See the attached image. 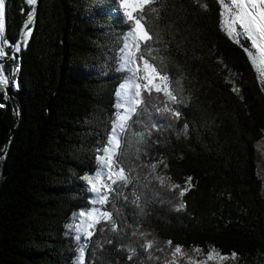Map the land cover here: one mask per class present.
<instances>
[{"label":"trees","instance_id":"1","mask_svg":"<svg viewBox=\"0 0 264 264\" xmlns=\"http://www.w3.org/2000/svg\"><path fill=\"white\" fill-rule=\"evenodd\" d=\"M5 5L13 45L26 12L34 7L36 15L19 60L7 62L8 72L19 65L16 86L0 90V264H75L84 240L69 225L91 206L82 178L96 171L123 81L114 59L122 43L115 0ZM155 7L158 15L148 13L160 40L154 54L180 82L185 104L178 119L165 114L152 129L139 159L135 146L126 149L139 183L116 206L123 205L121 231L97 225L84 264H173L177 245L195 253L197 264L213 247L238 253L227 264H264V90L244 48L222 29L218 0H159ZM189 177L180 208L179 188H171L187 186ZM148 240L155 241L150 250ZM175 264L189 263L177 256Z\"/></svg>","mask_w":264,"mask_h":264},{"label":"snow or ice","instance_id":"2","mask_svg":"<svg viewBox=\"0 0 264 264\" xmlns=\"http://www.w3.org/2000/svg\"><path fill=\"white\" fill-rule=\"evenodd\" d=\"M26 3L35 6L37 0H26ZM157 3L159 0H115L116 7L112 9L113 15L119 17L118 23L122 27V43L114 59L116 71L123 74V81L119 83L115 93L116 112L108 140L97 146L96 171L82 178L86 183V190L91 194L89 204L92 207L81 209L75 214L79 222L69 225L76 232V240H84L79 247L75 264H84L85 250L97 231V225L104 223L105 226L99 229L101 232H106L109 228L113 233L121 231L117 218L121 215L120 209L123 205L116 206L120 197H123L125 202L129 200L125 189L129 185L139 183V175H132L135 168L126 167V149L135 146L136 158L139 159V153L147 144L152 129L162 127V122L168 119L165 114L178 119L181 115L179 108L185 104L184 97L180 95V82L173 81L165 70V58L154 54L157 51L154 46L160 43V40L158 33L149 25L148 13L159 14L158 8L155 7ZM218 4L221 6L222 28L226 30L229 38L244 48L257 73V79L264 88V0H218ZM5 7V0H0V90L7 92L9 87L14 86V76L19 71V65L16 64L13 70L8 72L7 62L19 60L22 45L26 46L28 38L32 35L29 25L34 22L36 13L34 7L26 12V19L22 24V39L13 45L5 36ZM170 123L169 120L168 124ZM147 167H150L152 177L159 180L163 186L165 178L155 176L157 164L152 163ZM147 179L148 177H145V180ZM190 181L189 177L185 187L172 185L171 190L179 188L180 208L184 207L182 198L189 190ZM143 187L147 188L148 185L144 184ZM132 195L135 196L132 202L139 206L141 195L137 194L136 190H133ZM109 204H112L114 210L106 207ZM135 234L134 232L133 235ZM154 243V240H148L144 247L150 250ZM167 244L171 246L172 242L168 241ZM194 251L202 250L195 248ZM172 255L175 264L177 256L186 254L182 246L177 245ZM214 257H219L221 262L236 260L238 253L233 251L229 256L213 247L207 259L212 260ZM131 258L130 256L129 259ZM188 259L189 264H197L191 258Z\"/></svg>","mask_w":264,"mask_h":264},{"label":"rangeland","instance_id":"3","mask_svg":"<svg viewBox=\"0 0 264 264\" xmlns=\"http://www.w3.org/2000/svg\"><path fill=\"white\" fill-rule=\"evenodd\" d=\"M220 25H221V16H220ZM221 27H222V25H221ZM225 32H226V30L224 29V28H222ZM247 46V45H246ZM256 72V71H255ZM256 76H257V73H256ZM260 82V81H259ZM13 85L14 86H12V87H15L16 86V82H15V80H13ZM262 86V85H261ZM263 90H264V88H263ZM1 91H3V90H1ZM4 92V91H3ZM261 156H262V159H263V164H262V166L264 167V143H263V146H261ZM90 207H92V205L90 206ZM79 221H78V219L76 218V220L74 221V223L73 224H76V223H78ZM183 252L186 254L185 256H182V258L186 261V262H188L189 263V259L188 258H191L193 261H194V259H195V257H194V254L195 253H192V252H190V251H186V250H183ZM202 264H227L225 261H220V258L219 257H214L212 260H208L207 259V257L203 260V263Z\"/></svg>","mask_w":264,"mask_h":264}]
</instances>
